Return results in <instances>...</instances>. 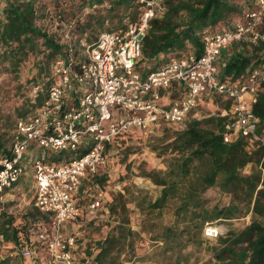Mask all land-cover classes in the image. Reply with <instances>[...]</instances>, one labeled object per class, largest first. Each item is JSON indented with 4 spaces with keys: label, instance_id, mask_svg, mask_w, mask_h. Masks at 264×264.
<instances>
[{
    "label": "built area",
    "instance_id": "built-area-1",
    "mask_svg": "<svg viewBox=\"0 0 264 264\" xmlns=\"http://www.w3.org/2000/svg\"><path fill=\"white\" fill-rule=\"evenodd\" d=\"M134 3V17L127 15L118 29L99 32L81 58L72 51L55 58L45 98L15 118L8 151L0 148V202L30 166L31 204L46 216L30 243L8 241L20 264H87L78 236L67 224L100 206L104 190L95 182L96 193L84 204L76 195L84 177H96L106 166L107 145L132 128L149 131L159 125H181L200 100L217 94L229 101V107L222 108L229 113L223 140L242 138L248 152L258 147L264 151V122L252 109L264 83V62L224 79L218 66L222 51L232 43H264V0H251L232 25L204 30L199 56L192 50L180 52L148 73L138 63L142 41L149 22L162 17L166 5L163 0ZM64 39H71L68 30ZM33 91L35 101L38 85ZM81 147L88 149L79 155ZM60 150L74 154L53 160L50 153ZM258 167L263 171L261 162ZM220 232L213 221L205 222L204 235L215 238Z\"/></svg>",
    "mask_w": 264,
    "mask_h": 264
},
{
    "label": "trees",
    "instance_id": "trees-1",
    "mask_svg": "<svg viewBox=\"0 0 264 264\" xmlns=\"http://www.w3.org/2000/svg\"><path fill=\"white\" fill-rule=\"evenodd\" d=\"M45 1V2H44ZM54 6V15L58 17L59 26H65L74 33L75 38L64 39V34L50 31L40 24L48 14L44 11L46 0H5L0 14V59L9 64L10 71H17L20 64L28 56L37 57L36 73L29 82L38 85L35 101L26 98V104L16 109L17 116L31 112L45 98L49 85L51 66L59 55H77L80 36L85 35L88 41H94V29L103 28L106 18L115 19L110 29L122 27L118 16L135 15V0H47ZM163 0L166 11L160 18H153L142 41L139 64H144L143 73L156 70L169 57L180 52L192 50L197 56L202 53L201 33L206 29H214L220 24L228 23L233 16H241L244 7L251 0ZM97 5L96 7H93ZM99 5V7H98ZM103 5V7H102ZM89 8L84 15L82 9ZM106 8H108L106 10ZM105 9V10H104ZM84 15V16H83ZM79 35V36H78ZM95 37V38H94ZM264 43L250 44L234 42L220 55L218 66L221 78L242 75L247 69L264 62ZM30 102V103H29ZM227 109L229 101L222 106ZM254 113L264 122V83L256 101L252 104ZM228 112L219 109L217 112L202 118H191L177 129L167 141L171 155L165 170L151 169L144 174L153 182L161 185L160 193L149 205L159 208L170 199L177 198L175 222L163 228L162 235L167 251L175 246H186L190 242H201L206 221L216 218L240 217L250 212L248 223L240 228H230L224 235L217 238L214 246L216 264H264V169L258 167L260 162L264 168V151L261 147L248 152L242 138L226 142L222 138ZM136 129V128H133ZM132 129V130H133ZM0 133V148L3 146ZM120 138V137H117ZM116 138V139H117ZM109 145V144H108ZM107 145V146H108ZM81 147L77 154L87 151ZM73 150H60L52 153L53 160L69 158ZM263 157V159H262ZM251 162L253 169L243 173V167ZM97 183L105 180L106 175L96 176ZM213 185L231 194L227 205L217 204L208 207L204 191ZM0 202V234L2 240L17 244L22 241L30 243L31 236L41 221L46 220L37 207L31 206L22 213L18 221L14 215L3 208ZM124 210L123 202L115 201L110 205L113 212L117 207ZM182 223V227L179 225ZM125 222L120 220L116 230H110L96 244L84 247V260L87 264H115L121 249H130V239ZM129 229V230H128ZM176 255V263L180 260ZM6 260H1L4 264ZM25 264H29L26 262Z\"/></svg>",
    "mask_w": 264,
    "mask_h": 264
},
{
    "label": "rangeland",
    "instance_id": "rangeland-1",
    "mask_svg": "<svg viewBox=\"0 0 264 264\" xmlns=\"http://www.w3.org/2000/svg\"><path fill=\"white\" fill-rule=\"evenodd\" d=\"M241 1L236 0L238 4H241ZM46 4L44 11L47 12L48 17L43 19L40 24H44L50 31H58L60 35L64 34L67 28L62 25L59 26L60 22L58 17L54 15L53 4L47 0ZM4 5L5 0H0V14ZM131 11L136 13V8ZM82 12L84 15L87 14L89 8L84 7ZM127 15V13L123 14L120 8L118 16L121 23ZM240 18L241 16L238 15L233 16L228 23L222 24V27L226 28ZM112 20L115 22L116 18L111 19L108 17L107 21L103 22L102 29L96 27L93 33L88 31L87 34L96 37L99 32L109 30ZM70 35H72L71 40L75 41L77 37L74 36V33L71 32ZM79 42L76 56L81 58L86 44L92 41H88L86 36L83 35L80 36ZM36 61L37 57L30 55L23 60L19 69L14 72L10 71L7 61L0 59V133H2L1 140L4 147H7L10 142L11 131L17 117L16 109L26 104L27 97H30L29 101H32L34 91L29 80L36 73ZM223 104V98L217 94L204 97L191 113L190 119L202 118L215 113L223 108ZM176 127L159 125L149 131L136 128L109 143L106 147V178L98 183L104 190V208L86 210L82 217L78 219L79 223L67 227L68 230L76 233L79 241L90 247L95 245L97 240L102 239L108 231L116 230L115 225L120 220L124 221L125 226L130 229H128L127 234L128 239L131 241L130 249H121L115 264H216L214 246L217 238L224 235L228 229L240 228L250 221V212L240 217L216 218L213 223L221 229L217 237H207L204 235L203 228L201 242H197L198 238H196L195 242H190L181 248L175 246V248L167 251V246L160 236L165 226L174 224V210L178 200L177 198H170L165 205L159 208L151 207L149 203L160 193L161 185L153 182L144 173L151 169H166L171 152L169 148H165L169 147L165 143L174 135ZM35 152L36 150L33 149L30 153ZM52 153L54 152L50 154ZM253 167V164L249 162L243 167L242 171L243 173H249ZM32 184L31 167L28 166L25 175L7 191L5 199L2 201L4 203L3 208L14 215V221H18L22 213L31 206ZM203 195L206 197L208 207L214 204L218 206L227 205L231 201V194L220 189L218 185L208 187ZM114 201L117 204H119V201L123 202L126 208L122 210L119 206L112 212L110 205ZM179 227H182V223ZM13 249V247L8 246V241L2 240L0 234V261L6 260L4 264H20ZM177 254L180 255V260L176 263Z\"/></svg>",
    "mask_w": 264,
    "mask_h": 264
},
{
    "label": "crops",
    "instance_id": "crops-1",
    "mask_svg": "<svg viewBox=\"0 0 264 264\" xmlns=\"http://www.w3.org/2000/svg\"><path fill=\"white\" fill-rule=\"evenodd\" d=\"M222 28V24L218 25L216 28L214 29H220ZM219 60H220V57H219ZM202 100H200V103H201ZM133 129V128H132ZM131 129V130H132ZM107 167L104 166L100 169V172L97 176H102V175H105V168ZM95 182H97V178L96 177H92V176H88V177H84L82 179V184H81V189H80V192L76 195V200L78 203H81V204H84L90 200L93 199L95 193H96V185H95ZM99 207H103L104 208V204L102 202V204L100 206H98L97 208ZM82 216L72 220V221H69L68 224H67V227L68 226H74L76 225L77 223H79L78 219L81 218ZM80 242V245H81V251L84 252V247H85V244L82 242V241H79Z\"/></svg>",
    "mask_w": 264,
    "mask_h": 264
}]
</instances>
